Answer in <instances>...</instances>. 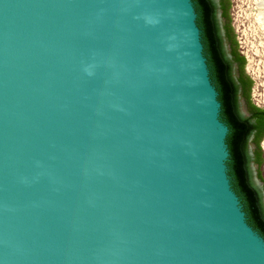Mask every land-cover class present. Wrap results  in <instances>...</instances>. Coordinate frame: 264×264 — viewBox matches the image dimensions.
<instances>
[{
    "label": "water",
    "instance_id": "water-1",
    "mask_svg": "<svg viewBox=\"0 0 264 264\" xmlns=\"http://www.w3.org/2000/svg\"><path fill=\"white\" fill-rule=\"evenodd\" d=\"M217 97L191 0H0V264H264Z\"/></svg>",
    "mask_w": 264,
    "mask_h": 264
},
{
    "label": "trees",
    "instance_id": "trees-1",
    "mask_svg": "<svg viewBox=\"0 0 264 264\" xmlns=\"http://www.w3.org/2000/svg\"><path fill=\"white\" fill-rule=\"evenodd\" d=\"M191 1L210 80L218 94L219 118L228 128L225 142L229 154L226 166L230 184L239 198L247 223L264 239V206L260 192L252 182L248 153L252 137L255 146L253 163L258 168L257 178L264 185V178L259 171L263 162L261 142L264 138V108L255 106L251 101L253 81L245 73L246 60L238 51V43L230 25V0H220V17L226 21L223 26L224 36L221 35L213 0ZM224 39L230 47V60L226 57ZM233 64L236 65L235 74ZM240 97L245 101L248 116L241 113Z\"/></svg>",
    "mask_w": 264,
    "mask_h": 264
},
{
    "label": "rangeland",
    "instance_id": "rangeland-1",
    "mask_svg": "<svg viewBox=\"0 0 264 264\" xmlns=\"http://www.w3.org/2000/svg\"><path fill=\"white\" fill-rule=\"evenodd\" d=\"M219 0H215L218 3ZM230 25L233 28L235 39L238 43L239 53L245 57V73L252 79L251 101L260 108H264V12L263 3L251 0H230ZM218 22L221 28V35L224 36L223 26L226 23L218 12ZM226 57L230 60V47L227 41L223 40ZM250 61V62H249ZM234 74L236 65H232ZM258 74V75H257ZM259 76V77H258ZM256 78V79H255ZM261 84V85H260ZM239 107L244 116H248L246 104L243 98H239ZM264 142V138L261 143ZM255 146L252 144V137L249 141L248 153L250 156V170L252 182L255 188L262 193V183L256 177L257 166L253 163ZM264 163V150L261 147ZM259 171L263 177L262 165Z\"/></svg>",
    "mask_w": 264,
    "mask_h": 264
},
{
    "label": "flooded vegetation",
    "instance_id": "flooded-vegetation-1",
    "mask_svg": "<svg viewBox=\"0 0 264 264\" xmlns=\"http://www.w3.org/2000/svg\"><path fill=\"white\" fill-rule=\"evenodd\" d=\"M213 3L215 4L216 8H217V12H220L219 10V7H220V0L218 1V3L215 2V0H213ZM218 15V13H217ZM262 175V174H261ZM256 177H257V172H256ZM261 182V181H260ZM262 183V193L260 194L261 195V198H262V203H263V206H264V185H263V182Z\"/></svg>",
    "mask_w": 264,
    "mask_h": 264
},
{
    "label": "bare ground",
    "instance_id": "bare-ground-1",
    "mask_svg": "<svg viewBox=\"0 0 264 264\" xmlns=\"http://www.w3.org/2000/svg\"><path fill=\"white\" fill-rule=\"evenodd\" d=\"M250 62V61H249ZM258 75V74H257ZM259 77V76H258ZM256 79V78H255ZM261 85V84H260ZM262 147H263V150H264V142H263V144H262Z\"/></svg>",
    "mask_w": 264,
    "mask_h": 264
}]
</instances>
